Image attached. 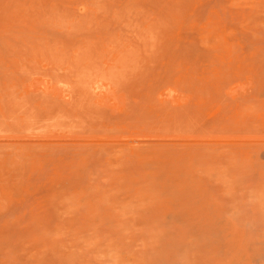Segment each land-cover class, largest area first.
<instances>
[{
	"label": "rangeland",
	"instance_id": "374dc122",
	"mask_svg": "<svg viewBox=\"0 0 264 264\" xmlns=\"http://www.w3.org/2000/svg\"><path fill=\"white\" fill-rule=\"evenodd\" d=\"M0 264H264V0H0Z\"/></svg>",
	"mask_w": 264,
	"mask_h": 264
}]
</instances>
